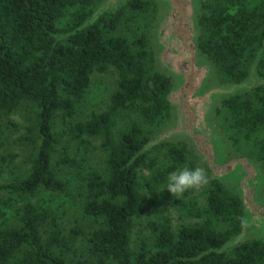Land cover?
<instances>
[{
	"label": "trees",
	"instance_id": "trees-1",
	"mask_svg": "<svg viewBox=\"0 0 264 264\" xmlns=\"http://www.w3.org/2000/svg\"><path fill=\"white\" fill-rule=\"evenodd\" d=\"M96 3L0 0V117L29 101L37 108L34 128L39 136L27 174L0 182V193L6 195L0 198V216L20 203L15 211L18 223L0 221V264L11 259L18 264H264L261 239L190 259L220 247L240 230V199L232 189L209 179L202 206L175 200L165 189L167 175L189 158L198 159L184 144L165 143L136 156L169 117L165 95L170 79L154 69L146 33L139 32L130 40L115 32L130 21L155 13L156 3L129 0L75 34L58 38L89 17ZM201 5L198 45L215 64L219 80L237 82L245 78L250 62L262 50L260 70L264 64V0H202ZM67 10L68 20L59 27L58 21ZM109 68L117 71L118 81L107 109L74 121L91 74ZM124 107L135 109L151 128L145 133L132 121L115 136L114 113ZM216 113L223 114V131L237 147L240 136L254 143L252 156L261 160L264 168V85L224 100ZM57 116L73 138L101 136L106 152L102 171L88 164L86 173L79 176L82 191L78 204L93 224L80 254L74 244L83 232L75 228L72 236L64 235L52 215L27 200L43 190L68 197L55 166L61 163L77 173L84 163L67 154L53 162L58 142L54 132ZM164 200H171L173 207L177 205L200 219L173 230L170 216L163 214ZM144 215L159 216L148 223L152 241L142 240L132 248L133 220ZM48 217L51 227L43 234L41 224Z\"/></svg>",
	"mask_w": 264,
	"mask_h": 264
},
{
	"label": "water",
	"instance_id": "water-1",
	"mask_svg": "<svg viewBox=\"0 0 264 264\" xmlns=\"http://www.w3.org/2000/svg\"><path fill=\"white\" fill-rule=\"evenodd\" d=\"M128 1L100 0L89 17L74 30L60 33L58 38L75 34L104 14L122 8ZM153 1L157 16L149 32V41L154 69L170 79L165 95L170 111L168 119L136 156L161 144H184L197 156L198 164L208 168L210 180H216L238 195L242 209L240 230L220 247L209 248L191 260L212 251L224 252L252 239L264 241L263 163L253 156L236 153L232 141L214 122L224 100L264 85V76L258 72L262 50L245 78L222 82L215 64L198 45L202 0Z\"/></svg>",
	"mask_w": 264,
	"mask_h": 264
},
{
	"label": "rangeland",
	"instance_id": "rangeland-1",
	"mask_svg": "<svg viewBox=\"0 0 264 264\" xmlns=\"http://www.w3.org/2000/svg\"><path fill=\"white\" fill-rule=\"evenodd\" d=\"M98 1L99 0H96V2ZM69 12L70 10H67L63 17L58 21L59 27L65 26ZM156 16L157 11L153 14L150 12L135 21H130L128 26H123L115 33L124 34L130 40H134L136 36L139 35L138 33L141 32L146 33L149 38V32ZM254 58L250 64H252ZM258 72L260 75L264 76V64L261 66L260 70L258 68ZM117 81L118 73L114 68H109L102 73L93 71L90 76L88 90L79 102L74 121L85 120L92 112H99L107 109L110 96L116 89ZM36 112L37 108L33 103L23 101L18 108L8 116L0 117V140L2 141V147L0 149V182H7L12 178L22 177L29 171L35 146L39 143V136L34 128ZM223 118V114L217 115V113L214 118L215 124L217 123L216 125L222 131L226 128ZM114 120L115 124L113 132L117 137L121 132L128 128L132 121L140 124L145 133L151 128L142 121L138 112L131 107H124L117 110L114 113ZM54 132L56 133L58 142L56 145V153L53 155V162H57L60 157L67 154L83 160L84 163L81 165L80 171H77V173L75 171L71 172L70 168L64 167L61 163L55 166L59 178H61L66 184L69 193L68 197L63 194H50L43 190L37 192L27 200H31L38 207H43L50 215H52L54 220H57L64 235L72 236L71 230L75 228H78L83 232L82 235H79L76 238L74 244L75 248L78 250V254H80L86 248L85 236H87L88 232L92 230L93 224L91 219L83 215L78 204V201L80 200L79 194L82 191L80 188L79 176L86 173L88 164H90L95 170L102 171L105 165L106 152L101 146V136H83L82 140L73 138L67 132V128L62 124L60 116H57L54 120ZM227 138L232 141L236 153L253 155L255 149L252 141L248 142L240 136L239 145L237 147L232 139L229 137ZM86 141H88V143ZM193 160L194 163L192 162ZM197 163L198 159L189 158L188 162L182 167H203L209 178L208 169ZM208 185L209 179L208 183L203 187L199 189H189L181 196L174 197V199L186 203L193 202L195 204L196 202L198 206H202L204 204V192ZM5 197L6 195L1 192L0 198ZM170 201L171 200L163 201L166 210L163 214L170 216L173 230H176L180 225L193 224L200 219L197 215L191 213L188 214V212H185L184 209L177 205L176 207H173ZM19 204H17L16 209H7V214L3 213V215L0 216V221L10 224L18 223L15 220V211L18 209ZM0 206H3L1 202ZM158 218L159 216L157 215H144L141 218L133 220V226L130 231V244L132 248H137L142 240H145L146 242L152 241V235L148 223L152 220H158ZM50 219L51 217H48L42 221L41 228L43 234V231L48 227L49 229L51 227ZM71 260H74V258L71 257ZM6 264H18V262H16L15 259H11Z\"/></svg>",
	"mask_w": 264,
	"mask_h": 264
},
{
	"label": "clouds",
	"instance_id": "clouds-1",
	"mask_svg": "<svg viewBox=\"0 0 264 264\" xmlns=\"http://www.w3.org/2000/svg\"><path fill=\"white\" fill-rule=\"evenodd\" d=\"M208 175L202 167H182L171 171L166 178V187L171 194L179 197L189 189H199L208 183ZM164 189V190H165Z\"/></svg>",
	"mask_w": 264,
	"mask_h": 264
}]
</instances>
